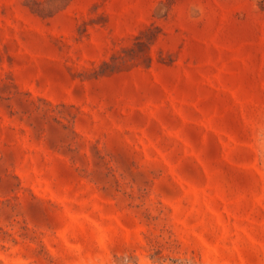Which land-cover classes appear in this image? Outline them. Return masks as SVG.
<instances>
[{
  "label": "rangeland",
  "instance_id": "rangeland-1",
  "mask_svg": "<svg viewBox=\"0 0 264 264\" xmlns=\"http://www.w3.org/2000/svg\"><path fill=\"white\" fill-rule=\"evenodd\" d=\"M0 264H264V0H0Z\"/></svg>",
  "mask_w": 264,
  "mask_h": 264
}]
</instances>
